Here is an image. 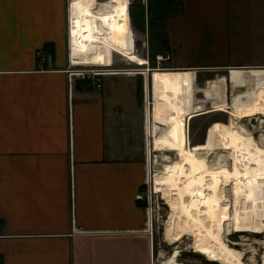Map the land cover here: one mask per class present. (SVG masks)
Masks as SVG:
<instances>
[{
	"label": "crops",
	"instance_id": "crops-1",
	"mask_svg": "<svg viewBox=\"0 0 264 264\" xmlns=\"http://www.w3.org/2000/svg\"><path fill=\"white\" fill-rule=\"evenodd\" d=\"M68 2L0 0V264H154L153 238L144 228L146 211L140 200L149 181L148 161L159 151L158 122L176 115V122L167 125L176 134L165 151L263 147H242L237 134L249 128L233 117L254 116L263 131L264 0H180L178 11L165 21L169 51L158 61L164 68L158 69L179 78L184 72L186 89L161 91L169 99L160 94L151 135V77L159 72L151 69L148 80L146 70L108 69L110 60L99 57L96 67L110 71L99 88H81L78 80L68 85ZM90 2L91 8L100 4L102 12L112 3L115 11L125 6L124 0ZM101 36L96 49L111 50L140 66L127 59L136 57L149 69L145 59ZM79 43L72 46L79 47L75 60L95 64V54L79 57L88 45ZM36 51L48 58L41 66ZM207 73H220L228 83L222 94L197 88L212 100L206 110L207 98L194 102L187 77ZM177 83L180 79L171 86ZM253 88L261 90L262 101L235 115L239 105L249 102L246 90ZM192 105L201 113L189 114ZM180 110L184 124L214 111L224 112L230 123L215 129L210 143L190 146L180 132Z\"/></svg>",
	"mask_w": 264,
	"mask_h": 264
},
{
	"label": "bare ground",
	"instance_id": "bare-ground-1",
	"mask_svg": "<svg viewBox=\"0 0 264 264\" xmlns=\"http://www.w3.org/2000/svg\"><path fill=\"white\" fill-rule=\"evenodd\" d=\"M91 7L90 0H69L66 7V32L68 31L66 57L73 65L96 67L98 57L95 64H89L91 62L79 63L75 60L77 54L74 52L79 47H75L73 50L72 46L76 44L80 46L79 42L82 41L87 42V51L79 53V57H92L93 51L97 47L96 43L102 42L101 35H110L117 30V22L114 19L116 11L113 3L111 10L106 13H100V11L98 13L96 5L94 8ZM99 9L101 10V8ZM127 59L140 66L145 64L144 61L133 56H129ZM152 70L154 73L161 71L158 68ZM179 76L180 83L186 86L184 72H180ZM228 77L229 71L227 80ZM246 91V94L249 95V102L236 108L234 113L237 116L239 109H254L255 103L262 101L259 99L262 94L261 90L253 88ZM240 93L241 91L236 94ZM155 99L154 104H148L149 108L153 106L155 109H159L160 95H156ZM258 107L257 109L260 111L261 106ZM152 111L149 119L150 135L152 132ZM188 111L191 115L201 113L198 105L190 106ZM180 115V132L188 141L187 124H184V110H180ZM233 120L238 121L239 118L233 117ZM175 122V114L158 122L159 130L156 135L159 151L155 152L153 156L160 154L163 163L153 174L148 172L151 193L158 194L167 207L168 217L164 222L163 240L167 244L173 245L181 242L183 238H190L192 251L200 256H205L207 261H217L222 264H245L242 261L241 251L232 247L236 243L232 242V244L223 238V229L231 225L233 232L248 231L251 233L250 235L260 233L255 228L240 225L239 218L235 216L233 195L235 188L244 191L249 189L264 190V146L258 151H233L231 149L165 151V145L176 134V130L174 128L169 130L167 125ZM226 123H230L229 117ZM171 153L176 157L174 160L169 158ZM152 161L155 162L154 159ZM226 186L228 195H226ZM179 253L178 248L174 247L164 259L156 260V262L157 264H183L177 260ZM262 264H264V253Z\"/></svg>",
	"mask_w": 264,
	"mask_h": 264
},
{
	"label": "rangeland",
	"instance_id": "rangeland-1",
	"mask_svg": "<svg viewBox=\"0 0 264 264\" xmlns=\"http://www.w3.org/2000/svg\"><path fill=\"white\" fill-rule=\"evenodd\" d=\"M125 6H127V13L128 9L130 8V4L132 3H139L142 5L141 0H124ZM128 2V4H127ZM146 0H144L145 4ZM118 5V4H116ZM104 11V9H103ZM126 17V14H125ZM130 26V24H129ZM131 28V26H130ZM132 32V42L131 39L127 40L125 38H121L118 31V41L113 43L116 47H118L123 52H129L134 51V55L142 56L146 55L147 53V44L145 41V35H142L138 32H136L134 29L131 28ZM120 37V38H119ZM67 37H64V56H67L68 53V47H67ZM95 54V60L97 61V57L101 60L108 59L110 60L108 66L106 68L108 69H123L125 71L135 72V71H142L146 70V77L149 80V71L153 68H164V65L158 64V61L156 60L154 56L153 64L155 67H149V69L146 66H136L132 63H129L124 57L118 55L115 52H112L111 50L107 49H101L97 48L94 50ZM160 58H164V56L159 55ZM83 63V62H79ZM162 66V67H161ZM95 68V66H93ZM96 69V68H95ZM160 73V72H159ZM145 74V73H144ZM219 74V75H218ZM254 78L258 77L256 75H252ZM226 77L224 75H220V73H207L203 76H190L187 77V81H189L188 89L194 90V93L192 96L194 97V102H201L204 101L209 94H222L224 91H226V84L228 81H225ZM162 82L164 84H168L163 91L168 90L169 87H183L186 86L184 84H177V86H171V83H176L177 78L173 77L170 78L168 76L162 77ZM158 80V82H161ZM171 81V82H170ZM193 81H194V87H193ZM156 82V81H153ZM181 84V85H180ZM186 84V82H185ZM228 87V86H227ZM162 88V85L159 83L154 89V92H152V95L150 97V104H154V101L156 100V95L162 96V98L168 100L167 94L160 93ZM195 88V89H194ZM197 88H203V92L205 94L208 93L207 96H204V94L199 93ZM206 89V90H205ZM223 89L224 91L220 90ZM228 96V95H227ZM210 98V97H209ZM201 99V100H200ZM171 100V99H170ZM212 100L206 99V103H204V107L209 108V102ZM182 102V101H178ZM186 102V101H183ZM148 104L146 101L145 105ZM143 106V105H142ZM151 111L152 109H155V107L150 106ZM228 116L221 111H214L209 113H204L199 116L191 117L187 123V138L188 143L191 146L192 143L196 142H203V143H210L213 139L214 130L220 127L226 126ZM240 123L244 124L246 127L249 128V130H241L238 132V136L241 140L242 147L246 148H255L260 147L258 146L263 145L264 146V128L263 131H260L257 127L256 118L249 117L248 114H240L238 116ZM150 137V136H149ZM150 140V139H149ZM249 144V145H248ZM248 145V146H247ZM236 151V150H235ZM150 158V157H149ZM161 155L156 154V156H151V160L148 161V170L150 174H153V172L160 168V164L163 162L161 161ZM169 158L174 160L176 157L174 154H169ZM212 158V157H209ZM151 162V163H150ZM227 191V186L225 187ZM237 189L234 190V209H235V216L239 218L240 225L241 226H247L249 228H255L259 231V216L264 215V190H256V191H241L237 192ZM142 199L140 200L142 207H144V210L146 211V218H145V229L147 231L150 230V233L153 238V244H154V256L155 260L157 258L159 260L164 259L169 252L174 247H177L180 251L178 255V262L183 264H222L218 263L217 261L211 262L207 261L205 256H200L198 253H194L195 251H192L190 248L191 239L183 238L181 242H177L175 244H167L163 240V230H164V222L166 221L168 217L167 207L164 204V201L158 196V194L151 193L150 183L149 181H145L142 189ZM228 191L226 192V195ZM148 221L150 222V226L147 227ZM225 230V231H224ZM233 228L231 225H228L224 227L223 229V238L228 240L230 243H236L235 246L232 245V247L237 250L241 251L242 253V261L245 264H262V258L264 253V231L257 235H250L248 231H237L233 232ZM225 232V233H224ZM255 241V242H254ZM232 243V244H233ZM158 252V255H157ZM249 260V261H248ZM256 260V261H255ZM154 264H157L155 261Z\"/></svg>",
	"mask_w": 264,
	"mask_h": 264
},
{
	"label": "trees",
	"instance_id": "trees-1",
	"mask_svg": "<svg viewBox=\"0 0 264 264\" xmlns=\"http://www.w3.org/2000/svg\"><path fill=\"white\" fill-rule=\"evenodd\" d=\"M130 8L127 13V6H117L116 7V22H117V30L121 38H125L127 40L131 39L132 42V32L131 28L136 32L145 35V41L147 44V53L146 55L138 56L142 59L147 60V64L149 67H155L153 64L154 56L162 55L165 56L169 51L166 33H165V21L168 17L176 13L180 6V0H146L145 4L132 3L130 4ZM111 8L105 9L103 12L98 7V13H106L110 11ZM126 14V17H125ZM131 28H130V26ZM103 39L107 44H113L118 41V37L115 32H112L110 35L103 34ZM48 45V44H47ZM49 46V45H48ZM46 46V49L47 47ZM114 46V45H113ZM49 50V47H48ZM47 51V50H46ZM128 54H135L134 51L127 52ZM162 67V66H161ZM154 69V68H153ZM144 73V71H142ZM166 74L157 73L151 77V82L153 87L151 89L154 92L157 84H161L162 88L168 85L162 82V77ZM168 77L173 78L176 77L179 82V77L174 74H169ZM161 81V82H158ZM83 83L81 88L89 89L90 85L86 80H78ZM156 81V82H153ZM151 84V83H150ZM178 84V83H177ZM79 87V86H78ZM203 142L192 143L193 145L202 144ZM238 151H242V148H238ZM237 192H241L244 190L237 189ZM246 191H256L254 189H249ZM261 191V190H259ZM259 231L260 233L264 231V215L259 216Z\"/></svg>",
	"mask_w": 264,
	"mask_h": 264
},
{
	"label": "built area",
	"instance_id": "built-area-1",
	"mask_svg": "<svg viewBox=\"0 0 264 264\" xmlns=\"http://www.w3.org/2000/svg\"><path fill=\"white\" fill-rule=\"evenodd\" d=\"M67 55V54H66ZM36 58L38 59V66L43 65L46 61H48L47 57H44L39 51L35 53ZM156 60H160V56H155ZM96 68V69H95ZM93 68L90 65H73L68 57L65 56V77L68 85L75 80H86L91 87L99 88L100 83L104 76L109 74V70H105L104 68L98 69L97 67ZM141 74L142 71H135ZM134 72V73H135Z\"/></svg>",
	"mask_w": 264,
	"mask_h": 264
},
{
	"label": "water",
	"instance_id": "water-1",
	"mask_svg": "<svg viewBox=\"0 0 264 264\" xmlns=\"http://www.w3.org/2000/svg\"><path fill=\"white\" fill-rule=\"evenodd\" d=\"M98 21V20H97Z\"/></svg>",
	"mask_w": 264,
	"mask_h": 264
}]
</instances>
